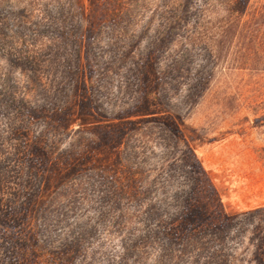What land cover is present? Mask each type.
Wrapping results in <instances>:
<instances>
[{"label":"rangeland","instance_id":"1","mask_svg":"<svg viewBox=\"0 0 264 264\" xmlns=\"http://www.w3.org/2000/svg\"><path fill=\"white\" fill-rule=\"evenodd\" d=\"M156 3L151 0L145 14L127 24L113 18L116 0H95L93 6L91 0H0V86L9 81L15 98L13 103L0 98V153H16L18 161L36 167L41 204L63 174L75 167L90 172L107 160V134L113 129L106 125L137 121L124 126L147 131L135 138L128 159L131 171L133 164L140 168L129 187L148 190L139 206L150 205L153 221L139 207L133 229L120 228L110 204L91 194L70 215L89 228L87 256L78 264H154L162 242L131 249L133 239L172 222L185 236L184 247H174L175 256L199 254L194 263L188 255L173 264H259L255 256L264 258V58L253 47L242 56L238 44L218 55L213 40L220 15L210 0H196L174 43L159 44ZM98 28L100 45L93 50L88 31ZM95 86L107 117L93 106ZM144 104L152 114L132 116ZM165 115L201 173L189 172L182 161L184 143L172 154L174 139L162 131ZM5 170L14 175L17 165ZM62 226L47 238L53 247L65 238L68 228ZM20 237L28 246H22L19 259L42 264L36 237L28 229Z\"/></svg>","mask_w":264,"mask_h":264},{"label":"trees","instance_id":"2","mask_svg":"<svg viewBox=\"0 0 264 264\" xmlns=\"http://www.w3.org/2000/svg\"><path fill=\"white\" fill-rule=\"evenodd\" d=\"M150 1L116 0L113 18L131 24L138 15L145 14ZM195 1L157 0L156 7L161 9L159 11L161 12L159 44L164 46L174 43L181 25L188 22L187 15ZM94 2L95 0H91L92 6ZM211 2L218 6L220 15L217 26L218 33L213 40L218 49V55L221 56L233 44H238L243 46L242 51L240 50L242 56L243 54L249 56L253 47L254 54L264 58V0H210ZM101 36L102 28L88 31L87 38L91 42L93 50H96V47L100 45ZM2 82L7 88L0 86V98L6 97L13 103L15 98L14 93L11 90L8 91L10 89L9 81ZM99 95L100 90L98 86H95L90 96L93 106L107 117ZM147 111H149L148 106L144 104L132 116L152 114H147ZM116 118L120 119V116ZM163 118L166 128L162 131L170 132L174 139L172 154L176 155L179 147L184 143L186 150L183 153L184 156L182 155V161L189 172L201 173V166L191 154L189 146L183 141L180 131L172 124L169 116L165 115ZM143 119H152V117ZM129 123L136 125L137 121L106 125L113 129L107 134V142L110 146L107 160L95 170L83 173H79L76 167L70 165L69 167L74 168L73 171L70 172V170V173L63 174V179L57 183V185L59 184L57 188L44 192L41 204L36 203L38 181L36 167L30 164L26 166L25 163L18 161L15 158L17 157L16 153H0V251L4 253L0 256V264H26L24 259H19L22 246L23 250L26 249L25 246H28L25 239L20 237L24 229L30 230V233L36 237L44 259L42 264H78L81 257L87 256L86 237L89 228L85 220L71 221L70 215H75L84 201L89 202L91 194L99 195L110 204L114 211L113 221L120 228H125L127 231L133 229L135 219L140 211L139 207H145V212L141 213L146 216L149 223L153 221L154 215L150 205L146 203L144 206L143 204L139 206L140 203L146 201L148 190L143 187L141 190L136 189L133 192L129 187L139 175L140 168H138V164H133L135 171H131L132 168L127 166L128 159L135 153L133 152L135 138L139 134L144 136L147 131L142 127H124ZM12 163L17 165L14 175L5 170ZM49 165H51L50 162ZM43 180L47 183L49 176L45 174ZM64 224L68 228L65 238L60 240L57 247H53V240H47V238L57 233L58 228ZM184 240L182 228L175 222L166 223L161 226L157 225L156 230L146 231L144 236L133 239L131 249H142L146 243L158 241L162 242L164 250L155 258L154 264L180 263V260L185 257L187 259L188 255L191 257V263H194L199 258V254L192 256L191 253H187V256L179 257L175 256L173 252L176 246L184 247L182 242ZM5 242L7 245L2 249ZM125 251L128 252V249ZM183 251L182 248L180 254H183ZM128 257L125 255L121 259L125 261ZM255 259L259 261V264H264V258L255 256Z\"/></svg>","mask_w":264,"mask_h":264}]
</instances>
